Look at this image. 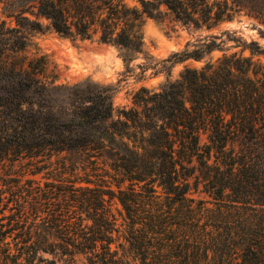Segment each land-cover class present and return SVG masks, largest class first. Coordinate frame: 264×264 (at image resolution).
Masks as SVG:
<instances>
[{
    "label": "trees",
    "instance_id": "16d2710c",
    "mask_svg": "<svg viewBox=\"0 0 264 264\" xmlns=\"http://www.w3.org/2000/svg\"><path fill=\"white\" fill-rule=\"evenodd\" d=\"M167 14L197 28L241 14L264 24V0H0V264H264L257 40L234 36L251 54L225 51L141 86L118 116L109 85L58 84L45 56L19 55L43 19L143 51L146 19ZM217 38L173 60L202 59Z\"/></svg>",
    "mask_w": 264,
    "mask_h": 264
},
{
    "label": "rangeland",
    "instance_id": "374dc122",
    "mask_svg": "<svg viewBox=\"0 0 264 264\" xmlns=\"http://www.w3.org/2000/svg\"><path fill=\"white\" fill-rule=\"evenodd\" d=\"M43 29H27V46L19 55L45 56L46 73L50 77L57 75L56 83L75 84L77 82H93L109 85L113 94L114 114L123 107L133 105L134 94L143 85L151 89H159L170 80L180 77L186 65L200 67L210 57L216 58L223 52L239 51L249 55V48L233 39L241 37L250 42L257 40L264 47V24L246 14L236 15L232 20L224 21L211 29L197 28L193 24H184L171 15L159 18L148 17L144 24V49L135 51L112 43H106L97 37L81 38L64 35L46 25ZM209 34H217L220 48L206 53L202 59L187 58L173 60V53L188 46L192 49L201 43ZM232 37V38H231ZM255 59L264 62V53L256 54ZM147 65L142 69L141 65ZM65 89H54L50 96L53 101L63 102ZM127 182L123 183L126 185ZM118 192V186L112 183ZM113 206L120 210L122 205L115 195ZM52 257L51 254L45 255Z\"/></svg>",
    "mask_w": 264,
    "mask_h": 264
}]
</instances>
